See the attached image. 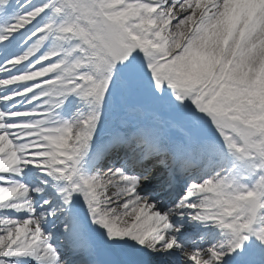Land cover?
Here are the masks:
<instances>
[{"label":"snow or ice","instance_id":"obj_1","mask_svg":"<svg viewBox=\"0 0 264 264\" xmlns=\"http://www.w3.org/2000/svg\"><path fill=\"white\" fill-rule=\"evenodd\" d=\"M0 264H264V0H0Z\"/></svg>","mask_w":264,"mask_h":264}]
</instances>
